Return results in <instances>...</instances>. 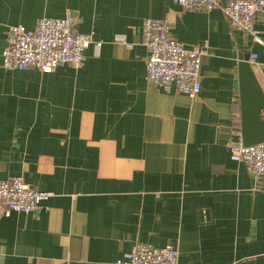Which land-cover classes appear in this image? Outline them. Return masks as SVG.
I'll use <instances>...</instances> for the list:
<instances>
[{
    "label": "crops",
    "instance_id": "crops-1",
    "mask_svg": "<svg viewBox=\"0 0 264 264\" xmlns=\"http://www.w3.org/2000/svg\"><path fill=\"white\" fill-rule=\"evenodd\" d=\"M67 13L96 41L80 69L3 67L8 27ZM148 18L207 49L198 97L148 85ZM255 29L260 42L172 0H0V180L52 193L39 213L0 215V264H115L138 244L180 264H264V188L228 147L240 55L256 54L264 89V13Z\"/></svg>",
    "mask_w": 264,
    "mask_h": 264
},
{
    "label": "built area",
    "instance_id": "built-area-1",
    "mask_svg": "<svg viewBox=\"0 0 264 264\" xmlns=\"http://www.w3.org/2000/svg\"><path fill=\"white\" fill-rule=\"evenodd\" d=\"M183 10L211 12L220 9L231 29L259 41L255 29L257 18L264 13V0H172ZM76 20L71 13L64 18H41L34 28L10 26L6 31L7 46L3 51V67L9 70H38L45 74L69 66L80 69L84 52L96 41L93 34L75 32ZM143 44L149 51L146 63L148 85L196 98L202 91L201 64L208 54L201 47L187 48L173 39L166 22L145 19L141 25ZM100 46V43H97ZM256 54H250L249 64L257 65ZM228 144L231 159L245 165L247 172L264 188V143L246 147L241 129L231 131ZM52 193L39 191L22 177L0 180V215L12 212L36 214ZM115 264H180V253L173 247L155 248L138 244Z\"/></svg>",
    "mask_w": 264,
    "mask_h": 264
},
{
    "label": "water",
    "instance_id": "water-1",
    "mask_svg": "<svg viewBox=\"0 0 264 264\" xmlns=\"http://www.w3.org/2000/svg\"><path fill=\"white\" fill-rule=\"evenodd\" d=\"M250 54L238 63L240 125L246 147L264 143V89L249 64Z\"/></svg>",
    "mask_w": 264,
    "mask_h": 264
},
{
    "label": "trees",
    "instance_id": "trees-1",
    "mask_svg": "<svg viewBox=\"0 0 264 264\" xmlns=\"http://www.w3.org/2000/svg\"><path fill=\"white\" fill-rule=\"evenodd\" d=\"M236 129H240V127H239V126H237V127H236Z\"/></svg>",
    "mask_w": 264,
    "mask_h": 264
},
{
    "label": "rangeland",
    "instance_id": "rangeland-1",
    "mask_svg": "<svg viewBox=\"0 0 264 264\" xmlns=\"http://www.w3.org/2000/svg\"><path fill=\"white\" fill-rule=\"evenodd\" d=\"M206 12V11H205Z\"/></svg>",
    "mask_w": 264,
    "mask_h": 264
}]
</instances>
